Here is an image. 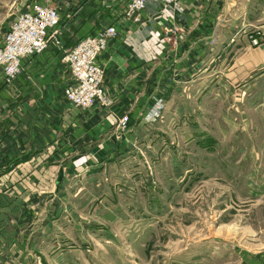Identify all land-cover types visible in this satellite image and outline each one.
Here are the masks:
<instances>
[{
  "label": "crops",
  "instance_id": "0c3cea01",
  "mask_svg": "<svg viewBox=\"0 0 264 264\" xmlns=\"http://www.w3.org/2000/svg\"><path fill=\"white\" fill-rule=\"evenodd\" d=\"M129 1L0 0V44L12 20L37 2L59 11L65 49L104 27L118 30L99 57L109 108L65 99L72 74L53 44L24 58L12 83L0 69V264L63 259L69 226H77L70 207H86L85 194L96 195L113 165L131 163L138 144L169 140L178 148V132L196 133L199 117L206 130L213 110L227 117L220 131L229 142L217 143L227 161L245 165L243 148L257 149L237 142L249 129L264 132V43L249 38L256 0H181L179 12L150 1L137 19L125 15ZM159 99L164 119L154 125L144 117ZM210 140L189 145L213 148Z\"/></svg>",
  "mask_w": 264,
  "mask_h": 264
},
{
  "label": "rangeland",
  "instance_id": "374dc122",
  "mask_svg": "<svg viewBox=\"0 0 264 264\" xmlns=\"http://www.w3.org/2000/svg\"><path fill=\"white\" fill-rule=\"evenodd\" d=\"M256 7L249 38L262 45L264 0ZM159 100L162 113L144 117L154 125L164 119ZM219 113L206 118V130L199 117L196 133L178 132V148L169 140L138 144L131 163L113 165L96 195L85 194L86 207H70L77 226L70 224L67 252L53 264H264V132L241 135L237 142L257 149L244 147L246 164H234L217 145L229 142ZM192 139H211L214 147L194 149Z\"/></svg>",
  "mask_w": 264,
  "mask_h": 264
},
{
  "label": "built area",
  "instance_id": "2783aa9c",
  "mask_svg": "<svg viewBox=\"0 0 264 264\" xmlns=\"http://www.w3.org/2000/svg\"><path fill=\"white\" fill-rule=\"evenodd\" d=\"M150 1L159 3L164 10H181V0H131L125 6L126 17L137 19ZM117 35V27L110 25L81 38L71 49H65L59 11L42 2L33 3L10 24L0 44V69L6 82L12 83L24 70V58L42 53L53 44L60 48L62 62L72 74V81L62 89L65 99L82 109L95 106L109 108L113 97L105 86V71L99 57L107 48L109 40ZM162 109V102L158 100L151 117L155 119L162 113ZM1 119L0 109V121ZM127 121L128 118L125 117L122 124L126 125Z\"/></svg>",
  "mask_w": 264,
  "mask_h": 264
}]
</instances>
